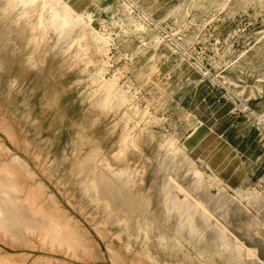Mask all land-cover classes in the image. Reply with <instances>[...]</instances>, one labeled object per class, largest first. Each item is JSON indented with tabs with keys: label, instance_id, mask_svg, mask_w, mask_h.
<instances>
[{
	"label": "rangeland",
	"instance_id": "obj_1",
	"mask_svg": "<svg viewBox=\"0 0 264 264\" xmlns=\"http://www.w3.org/2000/svg\"><path fill=\"white\" fill-rule=\"evenodd\" d=\"M64 1L82 15L72 31H30L41 0L0 17V260L155 263L146 231H126L143 206L158 218L176 181L210 218L195 214V237L175 234L180 257L264 264V0ZM92 173L130 206L89 195ZM248 218L260 228L246 231ZM216 219L249 249L241 263Z\"/></svg>",
	"mask_w": 264,
	"mask_h": 264
},
{
	"label": "bare ground",
	"instance_id": "obj_2",
	"mask_svg": "<svg viewBox=\"0 0 264 264\" xmlns=\"http://www.w3.org/2000/svg\"><path fill=\"white\" fill-rule=\"evenodd\" d=\"M36 1L37 0H0V17L10 13L11 11H13L17 7H26L30 4L35 3ZM71 2L72 1H64V0H41L40 11L36 17V20L30 25V31H37L41 34L42 33L45 34L48 32L49 29H63L66 26L69 27L70 31H72L75 28L78 19L82 18V15H80L79 13H77L75 11ZM48 11L51 13V19L47 18V16H46V13ZM26 19H28V17H26ZM83 39H85V36L83 34L82 35L79 34L75 37L74 36L72 37V42H75V43H77V45L82 46L81 42ZM158 42L160 43V41H158ZM85 54H86V51H84L83 55H85ZM45 142H46V140L44 141V143ZM168 144L170 145V147H172V144L170 142ZM54 157H55V159L60 158V156H58L56 154L53 155V158ZM179 161H180V159H179ZM182 165H183V163L181 164V166ZM72 167L70 169H72ZM99 167H98V170L100 169ZM179 168H180V166H179ZM3 169L10 172V169L7 166H4ZM173 169H171V170H173ZM73 171H74V169H73ZM97 174L92 173L89 177L88 176L86 177V179L88 178V180L85 179V181H88L89 188L88 187L87 188L91 190L89 192L90 193L89 195H93L95 197L97 195L100 197L101 195L106 194V197L111 196V198H113L112 201L113 202L115 201L114 204L117 203L116 204V210H117V205L119 204L118 202H120V204L118 206H124L126 204H129L128 200L125 202L121 200L123 197L120 199L121 195H119V200H116V198L118 197V194H117L118 186L116 187V185L114 186V184L111 185L112 182L110 183V185L105 184V180H103L104 181L103 182L101 180L103 178H101V179L98 178ZM193 175H194L195 184L196 185L200 184V182H202V173L198 169L195 168L193 171ZM169 178H171V177H169ZM117 179H119V178H117ZM107 181H108V179H107ZM107 181H106V183H108ZM116 182H115V184H116ZM171 183L172 184L169 183V184H167L161 188V190H163L165 192L164 195L166 194V191H169L170 195L169 194H168L169 196L166 195V197L168 196L167 200H166V198L164 200V197H163L164 202L163 201L162 202L166 206L161 205L160 216H158V218H157L156 215L154 216L153 212H151L149 210L146 211L145 206H143V208H144L143 214L145 213V216L143 218H141L140 220H138L137 218H134L133 221L131 220L132 225H129L127 228V231H126L128 238L131 239V238H133V236L137 238L139 236V232L141 229H144L146 231V234L143 237V239L141 240V244H139V245L141 246V249L146 250V252L150 254L149 256H150L151 260L148 259L149 256L146 257L149 260V262L150 261L155 262V263L151 262L150 264H216L207 254L202 253L200 251H196V250L194 252V255H192L190 253H186V252H183L182 257H180L178 255L177 248H180V243L175 238V234L185 233L188 237H195V236H197L198 229H200L202 227V225L200 228L196 227L195 214L200 213L201 215L205 216L206 222H209L210 218H209V216H207L209 214H208L207 210H205L204 206L202 205L203 203L201 204V202L196 197H194V195L192 194L191 191L187 190L184 186L182 188L181 186L178 185L179 184L178 182H177L178 184H176V181H175V183L174 182H171ZM191 184H193V183H191ZM86 185L87 184H85V186ZM16 190H17V188H16ZM41 190L42 189L40 188V191ZM41 194H43V191L41 192ZM126 196H127V194H126ZM112 201H110V202L112 203ZM135 201H137V200H135ZM121 202H124V204L122 203L123 205H121ZM131 202L134 203V201H131ZM23 204L26 205L25 202ZM130 204H129V206H130ZM135 204H136V206L139 207V209L143 205V204H141L140 201L135 202ZM21 205H22V203H21ZM133 205H131V206H133ZM14 206H15V204H14ZM16 207H17V205H16ZM39 207H41L45 211H50L51 213L57 212V208H55L53 205H50L47 198H43L42 200H40ZM125 207H127V206H125ZM199 207H201V210H199ZM120 208L123 209L122 207H119V209ZM10 209H12V207ZM1 211H2V209H1ZM21 211L24 213V211H26V210L23 211V209H22ZM21 211L19 209L18 213L19 212L21 213ZM15 212H16V209L14 210V213H13V215L16 216L17 214H15ZM115 212L116 211H114V213ZM133 214H132V216H133ZM30 215L31 214L27 215V217H30ZM121 215H124V213L123 214H117V216L113 217V221L120 222L122 220ZM21 216H22V214H21ZM25 216H24V218H26ZM125 216H124V219H126ZM130 216H131V214H130ZM17 217H18V215H17ZM211 217H212V215H211ZM63 220H65L64 223L68 222L66 218H63ZM202 221H204V218ZM66 223L64 225H65V227L68 228L69 227V226H67L68 223L67 224ZM243 225H244V229L246 231H251V230L259 229L261 224L259 221H257L254 218H248L247 220L244 221ZM203 226H205V222H204ZM209 226H207V227H209ZM160 227H162V229H160ZM215 227L218 229L219 234L218 233L217 234L219 235V238H218V235H217V238L220 241L219 245L221 243V246H222L221 249L228 252V254H229L228 260H235L236 262L241 263L244 260L245 254L249 253V249L244 244H242L241 242H238L237 239L235 240V236H233L232 233H230L225 226H222L217 221V219H216ZM211 228L212 227H210V229ZM53 231H54V229H53ZM119 237H120V234H119L118 238ZM203 238H205V235ZM201 239H202V237H201ZM213 239L215 240L216 236ZM61 243H63V242H61ZM195 243L197 244V242H195ZM128 245H129V243H128ZM223 250H222V252H223ZM136 252L137 253L139 252V254H141L140 251H136ZM220 253H221V250H220ZM4 254H6V253H4ZM142 256H143V254H142ZM7 258H8V253H7ZM256 259L258 261H260V259H258V258H256ZM1 260H2V258H1ZM1 262H2V264H4V263L6 264L9 261L6 259V256H5ZM58 263L60 264L59 261H58ZM229 263H231V262L229 261L228 264Z\"/></svg>",
	"mask_w": 264,
	"mask_h": 264
}]
</instances>
